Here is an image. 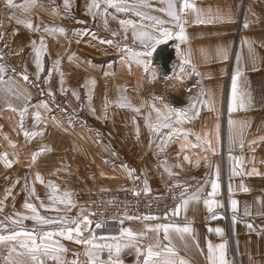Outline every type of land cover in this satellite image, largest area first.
Returning a JSON list of instances; mask_svg holds the SVG:
<instances>
[{
	"label": "crops",
	"instance_id": "0c3cea01",
	"mask_svg": "<svg viewBox=\"0 0 264 264\" xmlns=\"http://www.w3.org/2000/svg\"><path fill=\"white\" fill-rule=\"evenodd\" d=\"M189 2L196 11L188 9L181 15L187 40L181 42L173 36L157 44L152 56L145 58L151 62V71L128 59L135 53L119 57L117 51V59L103 62L98 61L101 47L85 46V53L69 61L68 72L58 76L53 70L47 76L50 87L45 93H32L40 87L21 76L14 80L21 92L0 85V236L29 233L40 244L46 233L63 230V236L45 237L43 243L66 249L56 252L64 264L72 260V246L79 253L73 256H83L87 249L78 247L115 244L112 237H121L122 229L136 234V246L142 250L150 245L156 251L169 247L192 264H210L209 243L225 244L228 264H264V0ZM178 31L176 28L174 33ZM166 43L173 49L174 59L170 73L164 75L154 63V55L156 48ZM177 44L190 64H182ZM218 47L227 49V59L215 56ZM201 50L209 56L205 58ZM67 62L62 63L64 70ZM237 71L233 100L232 76ZM93 80L94 85L90 83ZM121 97L132 107H120L117 101ZM189 97L197 101L198 114L189 108ZM153 105L164 113L165 105L189 108V118L177 122L173 116L169 127L151 131L145 118L156 122ZM25 132L30 135L25 136ZM41 148L46 150L40 152ZM36 152L40 154L33 160ZM4 154L10 167L5 165ZM37 174L43 183L36 179ZM196 175L205 178L198 188V199L191 200L177 215L133 217L110 235L94 239L93 234L83 235V230L98 228L90 216V205L98 192L140 185L159 194ZM213 181L219 187L209 196ZM49 182L57 187L56 196L69 193L71 203L53 204L48 199L53 194ZM209 199L218 202L213 212L204 203ZM232 201H236L235 207ZM26 202L46 219H67L69 224L31 219L33 213L24 206ZM84 216L90 225L82 222ZM73 219L80 223L81 234L77 237L73 232L70 240L66 238L67 227H76L70 223ZM165 224L173 226L168 239L164 229L157 228ZM186 224L192 233L182 238L176 226ZM217 228L221 232L217 233ZM25 241L24 235L0 241V261L9 264L5 257L13 250L11 264L23 259L32 263L28 249L22 247ZM27 243L31 246L30 240ZM121 252L131 255L136 249L127 246ZM40 260L56 264L50 255H38L36 264Z\"/></svg>",
	"mask_w": 264,
	"mask_h": 264
},
{
	"label": "rangeland",
	"instance_id": "374dc122",
	"mask_svg": "<svg viewBox=\"0 0 264 264\" xmlns=\"http://www.w3.org/2000/svg\"><path fill=\"white\" fill-rule=\"evenodd\" d=\"M69 2L70 9H65L64 0H35L34 3L31 0H13L15 6H10L8 0H0V65L5 68L4 83H0V85L4 84L11 91L21 92L19 86L14 84V80L27 75L28 80H32L36 87H40V90L37 88L31 90L32 93H45L46 89L50 87L46 84V78L50 75L49 70H51L50 73L55 70L56 75L62 76L63 71H69V61L75 60L81 52L85 53V46L87 48L89 46L101 47L102 57H99L98 61L106 62L117 59L115 58L117 51L119 57L128 53V49H131L132 53L144 51V45L134 38L133 33H136V35L142 32L157 34L156 29L160 27L168 28L174 33L177 28L175 26L176 22L171 17L166 15L165 12L157 10L166 7V0H146L152 7H137L136 10H132V6H139L142 0H123V3L129 6V10L123 12L108 7L104 0H100L101 7L98 10L93 8L91 13L88 11V5L92 0H69ZM180 2L181 0H175L177 8H179ZM25 7L28 8L27 11H25ZM137 11L145 15H137ZM153 16L164 21V23L158 25L156 20L147 18ZM18 19L31 20L33 26L38 25L40 30H30L23 24H18ZM121 20H131L134 26H122L120 24ZM46 26L63 28L64 31H44ZM41 37L44 38L47 50L44 53L45 71H42L40 78L37 79L34 63L36 49L33 48L32 41L36 42L38 48ZM107 41H112V43H107ZM125 45H127V49ZM57 59L60 60L58 71L55 65ZM65 62H67V65H64V67L68 68L64 70L62 63L65 64ZM33 87L35 86L33 85ZM22 88V91L25 92V85ZM90 216L98 224V219L93 216L92 212ZM93 228L89 232L83 230V235L88 233L89 236L93 234L94 237ZM93 246H77L78 248L87 249L83 256H73V254L79 253L74 251L72 246V260L65 262V264H72L73 261H79V264H89V257L86 252L91 250H94L102 259L106 260L108 258L109 249L107 247H96L94 249ZM167 256L168 253L162 252L161 256L156 257V259L163 260ZM174 258L177 261L182 260L178 255ZM120 259L123 264H137L138 258L136 254L127 255L121 252ZM26 260H20L17 264H36L37 262L32 261L30 263ZM183 261H185V264H192L189 261ZM55 263L57 264V261ZM0 264H5V262L0 261ZM139 264H143L142 255L139 257Z\"/></svg>",
	"mask_w": 264,
	"mask_h": 264
},
{
	"label": "snow or ice",
	"instance_id": "6c2138e0",
	"mask_svg": "<svg viewBox=\"0 0 264 264\" xmlns=\"http://www.w3.org/2000/svg\"><path fill=\"white\" fill-rule=\"evenodd\" d=\"M32 3L35 2V0H31ZM8 3L10 6H15L13 5V0H8ZM104 3L108 6V7H113L115 8L117 11H128L129 10V6L126 5L125 3H123V0H104ZM71 5L69 0H64V8L65 9H70ZM101 7V3L100 0H92V2L88 5V11L91 13L92 9H99ZM137 7H145V8H151L152 5L147 3L146 0H142V3L139 6H132V10H136ZM191 9L193 11H196V6L192 3L189 2V0H181L180 4H179V8H177V5L175 3V0H166V7L157 9L158 11L161 12H165L166 15H168L169 17H171L175 22V26L177 28H179L178 32L173 33L171 30H169L168 28H164V27H160L158 29H156V33L157 34H149L146 32H142L139 35H136V33H133L134 38L138 39L140 41L141 44L144 45V51L140 52V53H135L134 55L128 56L129 60H135L136 63H138L139 65H141L144 70L147 71H151V67H150V60L145 59L146 57H151L153 50L155 49L156 45L163 42V41H167L173 38V36H175V38L178 41L181 42H185L187 40V36L184 32V27H183V23H182V19H181V14L184 13L186 10ZM28 8L25 7V11H27ZM55 11V9H54ZM137 15H145L144 13L137 11ZM149 19L152 20H156V23L158 25H162L164 23V21L157 19L156 17H147ZM201 23H203L204 21H200ZM211 22V21H209ZM18 24H23L25 27H27L30 30L33 31H38L39 26H33V23L31 22V20H17ZM120 24L122 26L124 25H133V21L131 20H121ZM134 26V25H133ZM246 28L248 27L247 22L244 25ZM44 31H48V32H54V31H64L63 28H52V27H48L46 26L44 28ZM113 35H115V33H113ZM107 43H112V41H107ZM32 46L33 48L36 49V54H35V68H36V77L37 79L40 78V73L42 71H45V67H44V53L47 50V46L45 45L44 42V38L41 37L40 39V46L37 48L36 47V42L32 41ZM125 48L127 49V45H125ZM177 48V53L178 55H180L181 57V62L182 64L188 63L190 64L191 61L190 59H186L184 57V53L181 51L180 49V44L176 45ZM131 49H128V52H131ZM253 50L250 47V52H252ZM202 55L205 56V58H207L209 56V53L204 52V50H201ZM215 56L223 58V59H227V49L223 48V47H218L215 50ZM71 59V57H69ZM239 59V57H238ZM59 64H60V60L57 59L55 61V65L57 68V71L59 70ZM130 70V69H129ZM193 70L195 71V67L193 66ZM4 72H5V68L3 65H0V83H4ZM51 70H49V74H50ZM62 75V74H61ZM239 76V71H237L236 74H234L232 76V86H233V100L236 97V85H237V79ZM23 79L25 81L28 80V76L24 75ZM62 82V81H61ZM92 85L95 84V81H91L90 82ZM189 91H191L189 89ZM49 95H52L51 92H49ZM73 95H76V93L74 92ZM159 99V98H157ZM189 99L192 101L191 104L189 105V108L196 114H198V109L196 108V103L197 101L194 100L192 97H189ZM117 103L119 104L120 107H132L131 102L126 98V97H121ZM45 107H47V105H44ZM107 106V103L106 105ZM241 106H243V104H241ZM153 110L156 111L157 113V119L155 123H151L148 118H145V123L146 126L151 130V131H155V132H159L161 128H166L169 127V124L171 122V118L173 116H175V118L177 119V122H181L183 119H188V111L189 108H185V109H179V108H173V107H169L168 105H165V108H167V113L162 112L160 109L156 108L155 105L152 106ZM15 110V109H14ZM27 109H25L24 111H26ZM233 110V106L232 103L230 102L229 104V111L231 112ZM94 111V109H93ZM134 111L139 112V108H134ZM35 117L37 119L40 118V113L36 112ZM233 122L229 121V124L231 125ZM174 131H179L174 130ZM139 132V130L137 129V133ZM38 133H32L31 135H37ZM30 135L28 132H25V136ZM171 133L169 134V138L171 137ZM207 135V133L205 134ZM197 138L199 139V136H197ZM242 146V145H241ZM182 147H184V145H182ZM45 148H41L40 152L45 151ZM40 152H36L33 153V160H35V158L40 154ZM4 160H5V165L10 167L11 166V162L7 160L6 158V154H4L3 156ZM185 159H188V157H185ZM167 170V169H166ZM129 175H131V171L129 172ZM36 179L39 180L41 183H43V180L41 178V176L39 174H37ZM49 188L52 189V193L51 195L48 196V199L50 201L53 202V204L55 203H61V204H70L71 200H70V194L65 192L63 196H56L55 192L58 191L57 187L52 184L51 182H49ZM218 184L213 181L212 182V189L213 192L209 193V196H212L215 194L217 188H218ZM200 190H197V193L192 194L191 196H187L185 192H181L179 199L181 200V203L177 205L176 209L173 211V215H177L180 211V209L182 207L186 208L188 206V204L190 203L191 200H195L198 199V192ZM245 191H247V189H245ZM205 205L208 208L209 212H213V206L216 205L218 202L215 200H205L204 201ZM233 207H235L236 205V201H232ZM26 208L31 209L33 215L30 217L31 219L38 221V222H42V223H62L65 225L69 224V221L67 219H61L60 221H56V220H49L46 219L45 217L41 216L37 210L36 207L31 204V203H25L24 205ZM41 206L43 207V202H41ZM29 217H25V219H27ZM213 218H215V216H213ZM83 223L85 224H91V221L88 219L87 216L83 217ZM13 223H19V221H13ZM71 224H75L76 227L73 228L71 226L67 227V239H73L72 233L75 232L76 236H80L81 234V227H80V223H78L75 219L71 220L70 222ZM101 225L97 224V227L99 228ZM163 228L164 232H165V239H168V230L169 228L173 227L172 225H158L157 228ZM248 227L251 229L252 225L249 224ZM176 231L180 232L182 234V238H183V234H189L191 235L192 233V228L189 225H185L183 228H180L179 226H176ZM217 233L221 232V229L217 228L215 230ZM122 235L121 237H112L113 240L116 241L115 244H108V245H104V246H99V247H107L109 249V255L108 258L102 259L99 255L96 254V252L94 250H91L89 252L86 253V255H88L89 257V264H123V261L120 259V253H121V249L123 247H127V246H132L135 247L136 249V256H137V264H139V257L142 255L143 256V264H185V261L183 260H179L177 261L174 257L176 256V253L173 252V250L169 247H165L163 249H161V251L168 253V256L165 257L163 260H158L156 259V257H160L161 256V251H156L154 250L153 246H149L147 248L146 251L142 250L140 247L136 246L135 243V239H136V234L131 230V229H122L121 230ZM65 233L63 230L59 231L58 233H46L45 237L48 240H51L53 235H61L63 236ZM21 235H24L26 237V241L22 244V247H25L28 249V252L32 258L33 261H36L38 258V255H44V256H51L52 259L57 261V264H64V262L60 261L59 256L56 255L57 251H66V249H63L62 247L57 249L54 246H50L48 244L43 243L45 237H41V243L37 244L36 241V237L29 234V233H18V232H13L11 235L8 236H0V241H12V240H17ZM95 237H93L94 239ZM30 240L31 241V246H29V244L27 243V241ZM77 243H90V241L88 240H77ZM198 246V245H197ZM98 246H93V248L95 249ZM156 247H159V245H157ZM50 248L52 249L50 251ZM11 251L9 253V256L5 257V261L9 262V264H11ZM208 260L210 261V264H228V261L225 258V244L221 243L218 245L213 246L211 243L208 244ZM39 264H43V261L40 260ZM72 264H79V261H73Z\"/></svg>",
	"mask_w": 264,
	"mask_h": 264
},
{
	"label": "built area",
	"instance_id": "2783aa9c",
	"mask_svg": "<svg viewBox=\"0 0 264 264\" xmlns=\"http://www.w3.org/2000/svg\"><path fill=\"white\" fill-rule=\"evenodd\" d=\"M204 180V176L196 175L159 194L145 191L140 185L98 192L90 206L93 216L101 225L94 231V237L110 235L122 223L133 217L173 213L180 202V193L185 192L189 195L197 190Z\"/></svg>",
	"mask_w": 264,
	"mask_h": 264
},
{
	"label": "trees",
	"instance_id": "16d2710c",
	"mask_svg": "<svg viewBox=\"0 0 264 264\" xmlns=\"http://www.w3.org/2000/svg\"><path fill=\"white\" fill-rule=\"evenodd\" d=\"M173 59L174 52L169 43L161 44L156 48L154 63L159 67L162 74L166 75L170 73Z\"/></svg>",
	"mask_w": 264,
	"mask_h": 264
}]
</instances>
